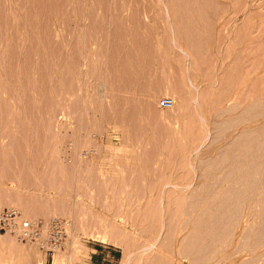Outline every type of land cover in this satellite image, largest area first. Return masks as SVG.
<instances>
[{
    "label": "rangeland",
    "instance_id": "rangeland-1",
    "mask_svg": "<svg viewBox=\"0 0 264 264\" xmlns=\"http://www.w3.org/2000/svg\"><path fill=\"white\" fill-rule=\"evenodd\" d=\"M155 1L0 0V208L70 224L0 264H264V0Z\"/></svg>",
    "mask_w": 264,
    "mask_h": 264
},
{
    "label": "built area",
    "instance_id": "built-area-1",
    "mask_svg": "<svg viewBox=\"0 0 264 264\" xmlns=\"http://www.w3.org/2000/svg\"><path fill=\"white\" fill-rule=\"evenodd\" d=\"M172 103L170 97L162 96L156 101V106L167 109ZM64 226V219L57 216L27 217L16 207L0 208V234L13 235L23 242L37 241L45 256H51L61 247Z\"/></svg>",
    "mask_w": 264,
    "mask_h": 264
},
{
    "label": "bare ground",
    "instance_id": "bare-ground-1",
    "mask_svg": "<svg viewBox=\"0 0 264 264\" xmlns=\"http://www.w3.org/2000/svg\"><path fill=\"white\" fill-rule=\"evenodd\" d=\"M155 1V0H154ZM161 1V0H160ZM180 1V0H179ZM188 1V0H187ZM198 1V0H197ZM156 2V1H155ZM195 2V1H194ZM147 3V2H146ZM166 3V2H165ZM169 3V2H168ZM241 4V3H240ZM149 5V4H148ZM165 5V4H164ZM203 5V4H202ZM243 5H244V3H243ZM185 6V5H184ZM221 6V5H220ZM153 8H154V6H152ZM188 7V6H187ZM193 7V6H192ZM191 7V8H192ZM208 7V6H207ZM148 8H149V6H148ZM165 8V7H164ZM189 8V7H188ZM176 9V8H175ZM201 9V8H200ZM143 10V9H142ZM177 10V9H176ZM168 13H169V11H168V8H167V10H166ZM205 11V10H204ZM207 12V11H206ZM177 13H178V11H177ZM183 13V12H182ZM189 13V12H188ZM180 14V13H179ZM197 14H198V12H197ZM183 15V14H182ZM181 15V16H182ZM206 15V14H205ZM192 16L190 15V18H191ZM192 20V19H191ZM193 21H194V19H193ZM138 22V21H137ZM181 22V21H180ZM172 23V22H171ZM193 23V22H192ZM173 24V23H172ZM186 24V23H185ZM177 25V24H176ZM189 25V24H188ZM173 26V25H172ZM186 26V25H185ZM173 28V27H172ZM185 28H187V27H185ZM192 29H193V27H192ZM156 30V29H155ZM154 30V31H155ZM172 30V29H171ZM176 30V29H175ZM174 31V30H173ZM178 31V30H177ZM191 32V31H190ZM149 33H150V31H149ZM153 33V32H152ZM195 33V32H194ZM177 34V33H176ZM191 34V33H190ZM200 34V33H199ZM149 35V34H148ZM154 35V34H153ZM179 35V34H178ZM186 35V34H185ZM184 35V36H185ZM208 35V34H207ZM192 36V35H191ZM150 37V36H149ZM153 37V36H152ZM176 37V36H175ZM193 37V36H192ZM167 39V38H166ZM181 39V38H180ZM161 40V39H160ZM149 41V40H148ZM178 41V40H177ZM196 41V40H195ZM151 42V41H150ZM157 42V41H156ZM167 43V42H166ZM181 43V42H180ZM164 44V43H163ZM173 44V43H172ZM199 44V43H198ZM8 46V45H7ZM166 48V47H165ZM190 49V48H189ZM169 56V55H168ZM17 59V58H16ZM1 60V59H0ZM168 61V60H167ZM123 62H124V60H123ZM159 62V61H158ZM4 67V66H3ZM40 69V68H39ZM67 70V69H66ZM5 71V70H4ZM55 73V72H54ZM78 73V72H77ZM188 73V72H187ZM186 73V74H187ZM59 74V73H58ZM72 75V74H71ZM67 79V78H66ZM184 80V79H183ZM1 81H2V79H1V77H0V87L1 86H5V84L3 83V81H2V85H1ZM12 81V80H11ZM52 81V80H51ZM182 81V80H181ZM6 82V81H5ZM75 84V83H74ZM56 86V85H55ZM175 86V85H174ZM179 86V85H178ZM160 87V86H159ZM3 87H2V91H3ZM11 89V88H10ZM59 89V88H58ZM169 89V88H168ZM177 89V88H176ZM7 90V89H6ZM20 91V90H19ZM29 91V90H28ZM49 91V90H48ZM57 91V90H56ZM65 91V90H64ZM4 92V91H3ZM10 92V91H9ZM177 92V91H176ZM184 92V91H183ZM101 93V92H100ZM181 93V92H180ZM179 93V94H180ZM12 94V93H11ZM59 94V93H58ZM112 94V93H111ZM119 94V93H118ZM0 95H1V93H0ZM116 95V94H115ZM184 95V94H183ZM5 96V95H4ZM112 96V95H111ZM105 97V96H104ZM4 98V97H3ZM17 99V98H16ZM77 99V98H76ZM116 100V99H115ZM99 101V100H98ZM6 102V101H5ZM131 103V102H130ZM64 104V103H63ZM102 104V103H101ZM133 106V105H132ZM78 107V106H77ZM95 107V106H94ZM99 107V106H98ZM97 107V108H98ZM133 108V107H132ZM10 109V108H9ZM53 109V108H52ZM83 109V108H82ZM120 109H121V107H120ZM99 110V109H98ZM104 114H105V112H103ZM122 113V112H121ZM135 113V112H134ZM78 114V113H77ZM92 115V114H91ZM121 115V114H120ZM131 115V114H130ZM137 115V114H136ZM106 116V115H105ZM92 117V116H91ZM102 117V116H101ZM139 117V116H138ZM142 117V116H141ZM204 118V117H203ZM5 119H7V118H5ZM91 119V118H90ZM105 119V118H104ZM111 119V118H110ZM141 119V118H140ZM116 120H118V119H116ZM127 120V119H126ZM129 120V119H128ZM16 121V120H15ZM110 121V120H109ZM204 121V120H203ZM2 122V121H1ZM8 122V121H7ZM84 122H85V120H84ZM100 122V121H99ZM118 122V121H117ZM120 122V121H119ZM5 122H4V126H5ZM20 124V123H19ZM87 124V123H86ZM101 124V123H100ZM126 124V123H125ZM143 124V123H142ZM141 124V125H142ZM9 125V124H8ZM3 126V127H4ZM121 126V125H120ZM5 127H7V126H5ZM27 127V126H26ZM117 127V126H116ZM83 128H84V126H83ZM88 128V127H87ZM3 129V128H2ZM4 129H7V128H4ZM138 129V128H137ZM25 130V129H24ZM9 131V130H8ZM125 132V131H124ZM15 133V132H14ZM29 133V132H28ZM143 133V132H142ZM4 135V134H3ZM16 137V136H15ZM39 137V136H38ZM85 137V136H84ZM14 138V137H13ZM52 138V137H51ZM25 139V138H24ZM38 140V139H37ZM30 141V140H29ZM56 143V142H55ZM142 143V142H141ZM191 149V148H190ZM49 150V149H48ZM69 154V153H68ZM91 154V153H90ZM62 157V156H61ZM73 160V159H72ZM72 164V163H71ZM87 165V164H86ZM74 167V166H73ZM167 167V166H166ZM75 168V167H74ZM74 168H73V170H74ZM71 172V171H70ZM79 172V171H78ZM165 172V171H164ZM82 174H84V173H82ZM186 174V173H185ZM73 175V174H72ZM137 177V176H136ZM73 178V177H72ZM77 178V177H76ZM95 178V177H94ZM95 179H97V178H95ZM177 180V179H176ZM183 180V179H182ZM78 181H79V179H78ZM116 181V180H115ZM162 181H163V179H162ZM166 181V180H165ZM169 181H170V179H169ZM58 182H60V181H58ZM103 182V181H102ZM172 182V181H171ZM152 183V182H151ZM99 184V183H98ZM106 184V183H105ZM139 184V183H138ZM167 184H169V183H167ZM150 185V184H149ZM170 185H172V186H176L177 187V185H175L174 183H170ZM189 185V184H188ZM98 186V185H97ZM112 186H114V185H112ZM154 186V185H153ZM162 186V185H161ZM182 186V185H181ZM184 186V185H183ZM122 187V186H121ZM150 187V186H149ZM166 187H167V185H166ZM96 188V187H95ZM189 188V187H188ZM97 189V188H96ZM112 189V188H111ZM151 189V188H150ZM163 189V188H162ZM165 189V188H164ZM186 189V188H185ZM98 190V189H97ZM102 190V189H101ZM182 190V189H181ZM115 191V190H114ZM153 191V190H152ZM87 192V191H86ZM97 192V191H96ZM100 192V191H99ZM111 192V191H110ZM116 192V191H115ZM144 192V191H143ZM114 193V192H113ZM162 193H163V190H162ZM102 194V193H101ZM117 194H119V193H117ZM87 195V194H86ZM97 195V194H96ZM177 195V194H176ZM95 196V195H94ZM119 196V195H118ZM163 197V196H162ZM115 198V197H114ZM159 198H161V197H159ZM6 199V198H5ZM99 199V198H98ZM101 199V198H100ZM160 200H162V199H160ZM95 202V201H94ZM113 202H114V200H113ZM3 203V201L1 202V199H0V207L1 206H3L4 204H2ZM106 203V202H105ZM7 205L6 206H12V202L10 203H6ZM101 204V203H100ZM14 206V205H13ZM179 206V205H178ZM34 208V207H33ZM40 207H38V210H36V211H32V214L33 215H35V216H37V215H41V214H44L45 212H43L42 210H40L39 209ZM113 208V207H112ZM178 208V207H177ZM34 209H36V207L34 208ZM41 209H42V207H41ZM47 209V208H46ZM53 210H55V209H53ZM111 211V210H110ZM207 212V211H206ZM23 213V212H22ZM188 213V212H187ZM24 214V213H23ZM210 214V213H209ZM206 220V219H205ZM203 222H206V221H203ZM89 223V222H88ZM91 223V222H90ZM85 224V223H84ZM95 224H96V222H95ZM183 224V223H182ZM67 225H70L69 223H65V226H64V230H65V236H64V238H63V240H62V243H63V241L67 238V233H66V226ZM88 225V224H87ZM94 225V224H93ZM184 225H186V224H184ZM196 225V224H195ZM163 226V225H162ZM194 226V225H193ZM150 227V226H149ZM148 227V228H149ZM182 227V226H181ZM186 227V226H185ZM202 227V226H201ZM163 228V227H162ZM193 229V228H192ZM201 229V228H200ZM182 230V229H181ZM184 231V230H183ZM206 232V231H205ZM8 235V234H7ZM201 235V234H200ZM10 236H13V235H10ZM203 237V236H202ZM205 237V236H204ZM16 238V237H15ZM17 239V238H16ZM185 239V238H184ZM18 240V239H17ZM186 240V239H185ZM190 240V239H189ZM6 241H9L10 242V244L12 243L14 246H16L15 245V242H14V240H13V238H9V240H6ZM198 241H200V240H198ZM21 242V241H20ZM23 242V241H22ZM191 242V241H190ZM195 242V241H194ZM25 243H29V244H35V245H37V246H39L40 247V244H39V242H37V241H35V242H25ZM62 243H61V245H62ZM182 243V242H181ZM180 243V244H181ZM185 243H187V242H185ZM184 243V244H185ZM186 245V244H185ZM194 245V244H193ZM184 246V245H183ZM20 247V246H19ZM29 247H31V246H29ZM33 247V246H32ZM18 248V247H17ZM17 248H15L16 250H17ZM187 248V247H186ZM195 248H196V246H195ZM19 249V248H18ZM179 249H181V248H179ZM34 250H35V248H34ZM34 250H32V252L28 255L29 257H30V255L32 256L33 254H34ZM18 251L19 250H17V252L15 253L16 255L15 256H17V254H18ZM25 251V250H24ZM27 251V250H26ZM192 251V250H191ZM190 251V252H191ZM13 252H14V248H13ZM28 252V251H27ZM19 254H20V252H19ZM188 254H189V252H188ZM22 257H23V254H22ZM17 258H19V257H17Z\"/></svg>",
    "mask_w": 264,
    "mask_h": 264
},
{
    "label": "crops",
    "instance_id": "crops-1",
    "mask_svg": "<svg viewBox=\"0 0 264 264\" xmlns=\"http://www.w3.org/2000/svg\"><path fill=\"white\" fill-rule=\"evenodd\" d=\"M100 252L102 253L101 256V260H96V262H98L99 264H109V262H111V255H109V251L107 252L105 249H101ZM107 261V262H104Z\"/></svg>",
    "mask_w": 264,
    "mask_h": 264
}]
</instances>
